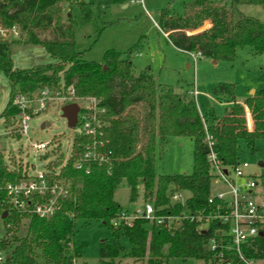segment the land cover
Masks as SVG:
<instances>
[{
	"label": "trees",
	"instance_id": "trees-1",
	"mask_svg": "<svg viewBox=\"0 0 264 264\" xmlns=\"http://www.w3.org/2000/svg\"><path fill=\"white\" fill-rule=\"evenodd\" d=\"M63 2L79 6L83 23L90 19V4L83 0H0V23L18 26L26 35L23 44L42 47L54 60L29 68L16 67L12 47L21 40L0 38V71L10 84L9 101L0 118L7 129L11 128L10 135L19 138L16 128L19 108L14 103L17 94L32 96L47 87L62 92V87L72 86L75 96L97 97L106 108L108 123L103 140L104 150L111 152V163L108 166L93 162L89 173L70 164L63 176L70 182L71 192L60 201L53 217L22 216L16 211L7 215L4 218V225H10L7 232L14 229L0 244L8 255L4 264H75L82 256V249L74 242L77 222L91 219L104 220L112 231L113 242L101 246L102 260L119 256L125 250L121 238L126 237L132 244L130 256L136 261L147 259L146 264H166L176 257L184 260L192 257L206 264H247L225 247L223 260L207 248L219 227L216 223L207 231H199L198 218L182 217L176 229L151 224L145 218H137L132 226L114 227L110 221L124 210L114 198L121 185L130 188L131 201L137 199L142 188L143 196L154 198L158 214L164 216L195 215L208 209L213 181L204 125L214 136L215 150L225 165L236 164L242 145L252 153L258 152L257 142L264 141V87L239 103L235 85L220 83L213 93L228 103L226 113L222 117L213 109L201 113L194 98L157 84L148 70L135 74L130 58L121 53L109 50L99 63L86 60L76 47L75 21L71 16L63 20ZM126 2L110 0L111 4ZM243 5H259L264 10V0L225 3L186 0L183 16L163 10L158 26L177 48L199 51L203 57L214 60L232 61L238 47L243 46L264 54V22L241 11ZM44 33L48 36L42 37ZM246 108L253 119L252 131L247 129ZM179 135L194 140L193 172L157 176V153H163L170 137ZM91 141L90 136L77 134L76 151L83 152ZM18 176L9 169L0 150V186ZM261 180L264 184V175ZM177 190L190 193L185 204L171 202V193ZM4 196L5 192L0 190V199ZM21 224L25 229L19 233ZM216 239L219 245L228 244L219 235ZM243 251L247 259L264 264V235Z\"/></svg>",
	"mask_w": 264,
	"mask_h": 264
},
{
	"label": "rangeland",
	"instance_id": "rangeland-1",
	"mask_svg": "<svg viewBox=\"0 0 264 264\" xmlns=\"http://www.w3.org/2000/svg\"><path fill=\"white\" fill-rule=\"evenodd\" d=\"M90 4L92 15L83 23L82 13L77 4L62 3L63 20L69 16L75 21L74 37L77 50L91 62H102L109 50L121 53L124 58H130L134 73L139 74L148 70L155 82L172 87L175 92L187 95L196 100L201 113L213 109L217 116L222 117L227 110L228 103L224 98L214 95L213 89L220 83L235 85V94L238 101L244 102L264 87V54L256 53L250 46L238 47L232 61L214 60L209 57H200L194 63L192 57L185 51L177 48L170 38L159 28L158 22L163 10L176 16L184 15L186 0H127L124 4H111L110 0H83ZM214 3H225L227 0H210ZM240 10L264 22V10L259 5H243ZM48 36L44 33L42 37ZM25 34L20 33L16 40L20 43L13 45L12 58L16 67L29 68L40 63H50L54 60L40 46L23 44ZM13 40L11 36L8 38ZM132 50L131 53L129 51ZM216 61V62H215ZM63 94H68L67 88ZM38 92V91H37ZM36 92L33 100L36 103ZM29 96V95H28ZM10 97V84L0 71V115ZM70 98L53 96L47 109L41 114L34 115L29 121L28 135L21 134L19 138L10 135L11 128L7 129L0 118V150L3 151L7 164L22 163L35 166L37 170L44 169L45 164L56 159L60 153L66 152L73 141L77 129L70 128L67 119L62 116V106L70 103L85 105L84 98L70 95ZM90 97V96H89ZM83 98V99H82ZM31 113V111H28ZM50 122V126L41 128L42 123ZM50 144L47 157L41 155L46 151L36 152L32 144L47 142ZM61 140L59 150H56V141ZM260 150L252 153L244 145L240 153L241 160L250 164L248 172L257 176L264 175V141L257 142ZM195 143L189 136L170 137L162 154L157 153L155 172L157 176L191 174L194 169ZM222 185L212 182V190H223ZM136 200H130V188L121 185L114 194L115 200L131 213L144 209L146 202L154 204V198H145L143 189H139ZM184 196H190L187 191H181ZM25 222V221H24ZM1 222L0 232L4 238L11 234L7 232L8 225ZM23 224L18 232L24 231ZM76 247L82 249V256L75 264H146L147 259L136 261L130 256L132 244L126 237L121 238L125 250L119 256L102 260L100 256L103 243L113 242L111 228L102 219L78 221L74 235ZM166 264H206L204 260L196 258H171ZM257 264H263L262 261Z\"/></svg>",
	"mask_w": 264,
	"mask_h": 264
},
{
	"label": "built area",
	"instance_id": "built-area-1",
	"mask_svg": "<svg viewBox=\"0 0 264 264\" xmlns=\"http://www.w3.org/2000/svg\"><path fill=\"white\" fill-rule=\"evenodd\" d=\"M21 31L18 26H5L0 23V38L8 39L11 36L17 39ZM194 63L198 58L203 57L199 51H186ZM67 92L74 95V88L68 87ZM36 103L32 96L17 94L15 96V105L19 108V114L16 120V128L20 135H28L29 121L34 115L41 114L47 109L49 100L55 96L58 98H70L62 92L51 91L48 87L36 92ZM84 98V99H83ZM85 105L80 106L77 117V123L73 141L66 152L48 161L44 169L37 170L35 166L29 164L15 163L8 164L10 170L15 171L19 176L0 186V190L5 192V196L0 199V225L4 221V212L9 215L16 211L22 216L35 214L40 218L53 217L60 208V201L71 192L70 182L63 176V171L72 164L77 169H83L90 172V164L95 162L99 165L110 166V151L104 150L105 141L103 140L104 128L107 125L105 115L107 110L100 105L97 97H83ZM70 103V102H69ZM28 111H31L28 112ZM246 125L249 131H252L253 119L248 108L245 110ZM205 138L204 143L208 146L207 162L212 181L217 185H222L223 190L213 191L208 198V209L196 213L195 215L184 214L183 216H164L158 214L155 205L146 202L144 209L131 213L123 210L110 223L114 227L119 225L132 226L137 218H145L151 224L166 226L169 229H176L182 217L198 218L200 224L199 231L209 230L212 223L219 227L215 230L207 248L216 252L218 259L223 260L225 253L223 247L231 250L241 260L247 264H257L259 260L247 259L244 254V248L251 246L263 232L264 235V184L261 176L250 174L248 168L250 164L247 161L237 160L233 166H227L220 159L215 150V139L210 133L208 126L204 125ZM77 134L90 136L92 141L84 146V150L78 153L75 149V138ZM53 140L32 144L36 152L46 151L41 155L47 157L50 144ZM56 150H59L61 140L56 142ZM186 196L180 191L171 193V202L185 204ZM4 225V223H3ZM10 225H8L9 227ZM1 231V230H0ZM221 237V241H226L227 245H219L216 236ZM4 237L0 232V244ZM72 247V244H69ZM8 255L0 247V264H4Z\"/></svg>",
	"mask_w": 264,
	"mask_h": 264
},
{
	"label": "water",
	"instance_id": "water-1",
	"mask_svg": "<svg viewBox=\"0 0 264 264\" xmlns=\"http://www.w3.org/2000/svg\"><path fill=\"white\" fill-rule=\"evenodd\" d=\"M124 6H126V4H124ZM254 93L255 90H252L251 95H253ZM61 110H62V116L67 119L68 126L70 128H74L77 123V117L80 111V106L77 103L73 102L62 106ZM50 125H51L50 122H44L42 123L41 128H45L46 126H50ZM259 164L260 166H264L263 162H260ZM3 216L4 217L7 216L6 211L4 212ZM260 235L263 236V232H261Z\"/></svg>",
	"mask_w": 264,
	"mask_h": 264
},
{
	"label": "crops",
	"instance_id": "crops-1",
	"mask_svg": "<svg viewBox=\"0 0 264 264\" xmlns=\"http://www.w3.org/2000/svg\"><path fill=\"white\" fill-rule=\"evenodd\" d=\"M237 101H238V100H237ZM238 102H239V103H243V102H241V101H238ZM5 106H6V105H5ZM4 108H5V107H4ZM4 108H3V110H4ZM3 110H2V111H3Z\"/></svg>",
	"mask_w": 264,
	"mask_h": 264
}]
</instances>
